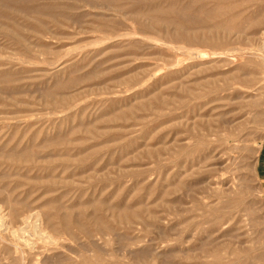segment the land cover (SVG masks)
<instances>
[{
  "label": "rangeland",
  "instance_id": "rangeland-1",
  "mask_svg": "<svg viewBox=\"0 0 264 264\" xmlns=\"http://www.w3.org/2000/svg\"><path fill=\"white\" fill-rule=\"evenodd\" d=\"M263 64L264 0H0V264H264Z\"/></svg>",
  "mask_w": 264,
  "mask_h": 264
},
{
  "label": "bare ground",
  "instance_id": "bare-ground-1",
  "mask_svg": "<svg viewBox=\"0 0 264 264\" xmlns=\"http://www.w3.org/2000/svg\"><path fill=\"white\" fill-rule=\"evenodd\" d=\"M232 49V48H231ZM227 50V49H226ZM230 50V49H229ZM228 51V50H227ZM201 52V51H200ZM204 52V51H203ZM224 52V51H223ZM236 52V51H234ZM240 53V51H239ZM243 53V52H242ZM199 54V53H198ZM223 54V53H222ZM201 55V56H200ZM199 58L200 57H204L205 54L200 53ZM208 56V54H207ZM206 56V57H207ZM240 56V55H239ZM259 56V55H258ZM255 54V57H258ZM198 57V56H197ZM233 58V57H231ZM261 58V57H260ZM264 65V64H263ZM264 71V70H263ZM242 89V88H241ZM209 90V89H208ZM244 90V89H243ZM253 92V91H252ZM255 93V92H254ZM238 97V95H237ZM238 100V99H236ZM222 101V100H221ZM237 107V112L236 117L240 119V121L237 123V133H238V137H237V145L235 146V149L238 151L239 153V157L243 158L244 154H246V152H249L250 150H252L253 152H255V140H254V134H255V130L253 131V128L255 127V125L257 124V106L258 103L255 101L250 100H246L244 102H240L238 104H236ZM260 123V122H259ZM254 145V146H253ZM257 146V145H256ZM233 152V151H231ZM236 155V154H235ZM234 155V156H235ZM217 156V155H216ZM224 157V156H223ZM229 160V159H227ZM191 172V171H190ZM224 173L220 175L219 181L223 184L226 182V179H224L223 177ZM233 178V176H232ZM205 180V179H204ZM203 180V181H204ZM214 180V179H213ZM217 180V179H216ZM234 180V178H233ZM201 181V180H200ZM235 181V180H234ZM234 188V187H233ZM221 209V208H220ZM221 213V212H220ZM253 217V216H252ZM1 218L0 217V222H1ZM38 220V219H36ZM3 221V220H2ZM3 222L0 223V226ZM36 226V225H35ZM25 230V229H23ZM216 263V262H215ZM212 264V263H211Z\"/></svg>",
  "mask_w": 264,
  "mask_h": 264
}]
</instances>
